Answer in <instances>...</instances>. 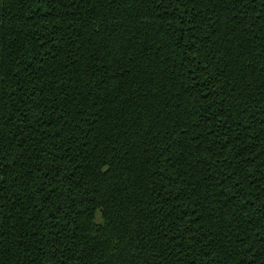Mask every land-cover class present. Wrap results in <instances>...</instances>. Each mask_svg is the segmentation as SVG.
<instances>
[{
    "label": "trees",
    "instance_id": "obj_1",
    "mask_svg": "<svg viewBox=\"0 0 264 264\" xmlns=\"http://www.w3.org/2000/svg\"><path fill=\"white\" fill-rule=\"evenodd\" d=\"M0 264H264V0H0Z\"/></svg>",
    "mask_w": 264,
    "mask_h": 264
}]
</instances>
